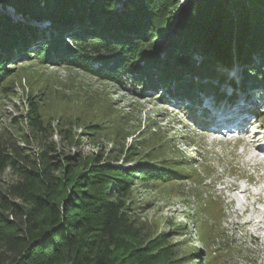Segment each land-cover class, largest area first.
<instances>
[{
  "label": "rangeland",
  "instance_id": "obj_1",
  "mask_svg": "<svg viewBox=\"0 0 264 264\" xmlns=\"http://www.w3.org/2000/svg\"><path fill=\"white\" fill-rule=\"evenodd\" d=\"M180 2L173 11L177 24L188 0ZM132 4L115 0L110 15L130 11ZM252 12L254 21L257 12ZM0 14L27 21L2 8ZM36 25L42 27L40 21ZM179 27L168 28L157 40L163 55ZM232 64L224 71L234 85L220 89L229 94L234 90L238 103L213 105L207 100L203 106L224 113L226 108L236 113L241 107L254 116L239 111L238 120L246 118L248 126L241 130L229 126L226 131L211 126L226 124L210 125L195 112V119L187 121L183 101L173 92L169 96L165 88L160 90L164 99L156 97L157 91L137 95L139 89L126 78L122 84L111 83L66 65L9 58L0 66L4 68L0 81L11 70L0 85V133L12 134L37 156L49 150L53 161L66 166L62 171L55 168L54 174L72 177L71 188L85 176L105 170L95 171L103 164L130 170L133 175L123 183L125 188L110 189L108 208L93 218L124 231L119 242L129 244L122 253L132 251L134 262L149 257L157 258L155 264H264V163L254 155L257 143L264 141V86L259 81L255 86L252 74L245 77L237 58ZM96 123L103 127L95 129ZM157 156L180 160L185 175L157 186L141 181L138 166ZM105 174L100 176L108 180ZM16 177L7 166L0 172V186ZM90 178L101 180L95 175ZM201 178L203 185L198 183ZM106 184L95 187L103 191ZM78 186L87 188L85 183ZM119 224L130 231L121 230Z\"/></svg>",
  "mask_w": 264,
  "mask_h": 264
},
{
  "label": "trees",
  "instance_id": "obj_2",
  "mask_svg": "<svg viewBox=\"0 0 264 264\" xmlns=\"http://www.w3.org/2000/svg\"><path fill=\"white\" fill-rule=\"evenodd\" d=\"M89 1L0 0L29 17L19 22L0 14V66L9 58H29L43 65L76 68L111 83L122 84L126 78L139 89L137 95L157 91L156 97L164 99L160 90L165 88V93L173 92L188 108L186 100L198 92L233 84L224 67L233 65L235 58L245 77L252 74L253 84L259 81L264 86V0H188L178 24L173 11L180 0H131L130 11L115 15H110L115 0ZM252 9L257 12L254 21ZM177 25L163 55L157 40ZM31 105L38 108L34 102ZM178 161L147 158L138 166L140 180L153 186L178 181L186 173ZM7 166L17 177L0 186V264L156 263L157 258L149 257L134 262L132 251L122 253L129 244L119 242L124 231L93 218L108 208L110 189L125 188L123 183L133 175L127 168L103 164L95 171L105 170L85 176L71 188L72 177L54 174L55 168L62 171L64 166L52 160L49 150L37 156L12 134L0 133V172ZM104 173L108 180L100 176ZM94 175L101 180L90 178ZM204 182L203 178L198 181ZM83 183L86 189L78 186ZM97 183L106 184L107 189L97 190ZM118 226L130 231L128 226Z\"/></svg>",
  "mask_w": 264,
  "mask_h": 264
},
{
  "label": "water",
  "instance_id": "obj_3",
  "mask_svg": "<svg viewBox=\"0 0 264 264\" xmlns=\"http://www.w3.org/2000/svg\"><path fill=\"white\" fill-rule=\"evenodd\" d=\"M0 8L7 10L9 12H14L17 13L20 16H24L25 18H29L26 14H23L21 12H18L13 6L8 5V4H3L2 2H0ZM34 22L39 23V21L35 20Z\"/></svg>",
  "mask_w": 264,
  "mask_h": 264
},
{
  "label": "bare ground",
  "instance_id": "obj_4",
  "mask_svg": "<svg viewBox=\"0 0 264 264\" xmlns=\"http://www.w3.org/2000/svg\"><path fill=\"white\" fill-rule=\"evenodd\" d=\"M208 102V101H207ZM225 106V105H224ZM241 108V107H240ZM240 108H239V110L238 111H240ZM212 109V108H211ZM215 109V108H214ZM220 109V108H219ZM216 111V110H215ZM224 111V110H223ZM229 110L226 108V110H225V113H227ZM235 112V111H234ZM217 117L219 116V114H220V111H217ZM237 113V112H236ZM219 123V122H218ZM215 129H218V128H215ZM241 129H244V128H242V126H240V127H238V130H241ZM246 129V128H245Z\"/></svg>",
  "mask_w": 264,
  "mask_h": 264
}]
</instances>
